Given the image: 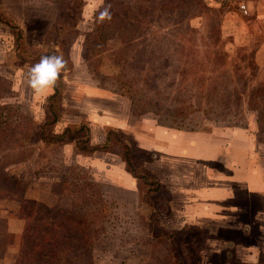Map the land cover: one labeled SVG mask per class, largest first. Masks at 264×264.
Listing matches in <instances>:
<instances>
[{"label":"rangeland","instance_id":"1","mask_svg":"<svg viewBox=\"0 0 264 264\" xmlns=\"http://www.w3.org/2000/svg\"><path fill=\"white\" fill-rule=\"evenodd\" d=\"M196 1L0 0V19L17 27L23 43L18 48L16 32L0 23V105L12 107L10 129L18 126L21 131L26 119L36 126L47 119L52 89L35 93L27 86L26 73L41 56L63 55L67 70L60 76L62 114L55 132L77 124L89 132L90 124L101 119L129 148L132 164L141 165L159 183L163 180L161 153L144 146L150 149L165 141L173 143L172 135L179 131L183 143L177 147L182 148L184 159H192L198 138L200 147L202 142L206 146L205 140L212 141L211 146L225 154L229 144L220 140L237 131V141L240 136L244 140L249 173H258L264 183V130H259L256 113L246 110L244 104L264 77V0H244L247 16L220 0ZM105 5H111L116 16L108 26L94 20ZM212 43L225 54L232 79L229 84V79L222 78L215 98L210 84L217 72H212V63L202 56L206 48L214 49ZM237 97L242 98L239 105L234 103ZM96 134L99 130H92V135ZM23 144L41 145L31 138ZM103 153L96 151L98 156ZM108 153L97 163L103 171H95L66 158L62 147L63 163L83 168V172L72 171L70 177L98 187L105 214L89 245L82 243L74 229L61 228L54 259L31 264H264V244L258 230L264 220H252L261 208L259 201L238 216L237 225L245 228L230 231L222 223L216 226L213 221L198 219L197 215H206L194 210L192 204V172L199 169V163L185 164L186 171L182 164L184 179L180 184L188 192L182 200L173 196L171 203L172 197L160 183L156 193L145 195L144 183L135 180L134 186L133 182L120 181L117 187L113 180L105 179L111 175L114 179L123 171L132 176L119 145ZM212 156L216 165L207 161L202 165L204 172L210 173V167L212 174L223 177L228 172L226 159L220 153ZM39 157L36 151L24 153L22 162L9 167L23 182L14 194L0 198V218L6 230L8 221L17 219L21 200L37 202L52 211L69 209L70 197L59 200L56 196L61 185L59 172L33 174L43 166ZM10 229L17 230L15 226ZM20 233L10 232L16 237L11 244L0 239V264H15ZM30 245L25 240L22 250L28 252Z\"/></svg>","mask_w":264,"mask_h":264},{"label":"trees","instance_id":"2","mask_svg":"<svg viewBox=\"0 0 264 264\" xmlns=\"http://www.w3.org/2000/svg\"><path fill=\"white\" fill-rule=\"evenodd\" d=\"M179 1L197 4L196 0ZM96 16L94 17L95 21ZM115 19L116 16L112 14L111 21H105L103 25L108 26ZM0 23L13 28L16 32L14 43L18 48H21L23 46L21 42L22 34L17 27L6 19H0ZM213 46L214 49L211 50L206 48L202 56H206L207 61L212 63V72H217L216 76L212 77L213 82L210 84L211 93L215 98L217 96L216 91L221 87L222 78L225 76L226 80L229 79V84L232 79L229 78L230 72L224 63L225 54L221 52L215 43ZM20 52L21 54L24 52L23 48ZM233 72L237 71L233 70ZM262 81L255 93L246 97L244 103L246 110L256 113L259 130H264V77ZM214 82L218 86H215ZM62 86V81L59 78L48 97L47 119L38 126L33 121L26 119L27 123L21 131L18 126L11 130L12 107L10 105H0V198L5 194H14L23 182L22 177L19 178V175L9 171V167L22 162L21 157L24 153L31 155L32 152L36 151V155L40 156L39 158L43 159L44 163L33 174L59 172L61 174V185L56 196L59 200L63 196H69L71 201V204L68 205L69 209L64 207L54 211L37 202L20 201L16 217L24 223L22 231L17 237L19 241L15 264H31L42 260L44 262L50 259L53 260L58 248L59 230L61 228L74 229L80 236L82 243L89 245L94 238L92 234L97 230L100 219H103L102 214H105L106 207L103 204L98 187L92 183L82 181V178L75 180V178L70 177V175L72 176V171L83 172V168L67 166L63 163V145H71L76 154L85 155L96 151L108 152L110 148L117 144L122 150V159L128 167L129 173L138 183L145 184L147 188L145 195L149 192L156 193L161 186L155 176L148 174L141 165L132 164L129 148L115 138V133L112 129L105 128L104 142L98 146L89 145L88 131L82 124L68 125L59 132L54 131V126L60 120L62 114L59 98ZM202 86L203 83H200L198 86L199 91L202 90ZM200 97H203L202 93H200ZM241 101L242 98L237 97L234 103L237 102L239 105ZM81 132L84 133L83 136H79ZM29 138L39 142L41 145L23 144V142L29 141ZM47 154L48 158H45ZM8 158L11 160L7 161ZM0 222L2 223L0 226V239L5 240V245L13 243L12 240L16 239V237L7 232L3 219L0 218ZM25 240H29L31 243L28 247V252L23 251L21 247Z\"/></svg>","mask_w":264,"mask_h":264},{"label":"crops","instance_id":"3","mask_svg":"<svg viewBox=\"0 0 264 264\" xmlns=\"http://www.w3.org/2000/svg\"><path fill=\"white\" fill-rule=\"evenodd\" d=\"M89 120L91 119L89 118ZM95 122L97 121H94L90 124V129L88 132L89 144L93 146L100 145L104 142V129L107 127L104 121H102L101 119L99 122H97L99 124V128ZM92 130H95V132H98L99 130V135L96 134L95 136H93ZM231 134L232 136L227 134V140H220L223 141L222 143L224 144H229L228 150L227 148L225 149L227 151V153L225 154H223L222 149H215V146H211L212 144H214V142L212 141L207 142L205 140V142L207 143L206 146L201 141L202 144L200 147L198 138V141H196L197 146H194L192 149V159H184L182 148L177 147L178 143H181V145L183 143V136L180 135L179 131H175L172 135V137L174 138L173 143H171V141H165L160 143L159 146H153L150 149L146 146L143 147V149L145 150H155L156 152L161 153V177H163V180H160L161 182L159 183L165 186L164 188L168 190L170 196L172 197L169 200V202L171 203L175 201L173 196L180 197L182 200V195H185V193L188 192V189L180 184V181L184 179L181 170L182 164L184 167V171H186L185 164L187 166H191L194 164V162L199 163V169L192 172V204L194 206V210L197 209L199 213L203 212L206 215H197L198 219L201 218L199 221H213L216 226H218L219 223H222L223 227L230 231L245 228L244 225L241 227L237 225L239 222L238 216L245 214L248 210L252 209L251 205L253 203L254 206L255 200L261 203V208L255 211L252 220H264V183L258 177V173H249L248 171V158L243 155L242 149L244 140H242L240 136V140L237 141V131H233ZM93 139H95V141H93ZM169 143L171 145H169ZM63 152L66 158H72L77 164L90 167L91 169L94 168L95 171H103V169H100L97 166V163L103 162L102 157L104 153L106 155L110 154L108 152H104L103 154L98 156L96 155V152H92L90 156L76 155L71 145H63ZM215 153H220L226 159L225 163L228 167H225V170H228V172H226L223 177H216L215 173L212 174V169L210 167H207V169L211 170L210 173L204 172V168L202 165H204V163H206L207 161H209L210 163L212 162L213 166L216 165V157L214 158L212 156ZM119 164L122 165L123 162H120ZM177 165L180 167L179 169ZM107 175H109V173H107ZM211 175H214V178H210ZM186 176H189L188 173ZM105 179L109 181L113 180L112 183L117 187L120 186V181L131 183L133 182L132 184L135 186L136 180L132 176L129 177L128 174H126L124 171L123 174L115 176L114 179L112 175L111 179ZM129 190L133 191L135 189L133 187L132 190ZM8 222V233L11 232V234H18L19 232H21L23 222L20 219H13L11 220V223L10 220ZM13 226H15L17 230H8V227L10 228ZM258 228L264 244V230L261 231L264 226L258 225Z\"/></svg>","mask_w":264,"mask_h":264},{"label":"clouds","instance_id":"4","mask_svg":"<svg viewBox=\"0 0 264 264\" xmlns=\"http://www.w3.org/2000/svg\"><path fill=\"white\" fill-rule=\"evenodd\" d=\"M111 5L102 7L96 16L97 23L111 21ZM67 70V61L63 55L51 54L41 56L38 62L29 66L26 73L27 86L40 94L56 86L63 71Z\"/></svg>","mask_w":264,"mask_h":264},{"label":"built area","instance_id":"5","mask_svg":"<svg viewBox=\"0 0 264 264\" xmlns=\"http://www.w3.org/2000/svg\"><path fill=\"white\" fill-rule=\"evenodd\" d=\"M220 1L233 5L236 8L237 12H239L240 14L244 16L248 15L247 5L244 2V0H220Z\"/></svg>","mask_w":264,"mask_h":264}]
</instances>
